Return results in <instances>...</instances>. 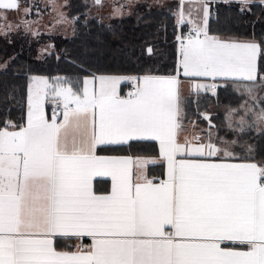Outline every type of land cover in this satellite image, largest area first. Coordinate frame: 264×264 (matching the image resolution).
Masks as SVG:
<instances>
[{"label": "snow or ice", "instance_id": "obj_1", "mask_svg": "<svg viewBox=\"0 0 264 264\" xmlns=\"http://www.w3.org/2000/svg\"><path fill=\"white\" fill-rule=\"evenodd\" d=\"M192 31L177 37V75L100 76L91 89L33 78L26 125L0 130V264H264V167L213 160L234 154L178 137L179 74L254 82L261 47L209 36L206 19ZM124 80L135 82L127 97ZM215 87L195 84L197 93ZM133 141L158 142L159 157L97 154ZM158 160L167 179L155 182L147 166ZM96 177L111 179L109 193L94 191ZM84 237L92 243L75 252L55 245Z\"/></svg>", "mask_w": 264, "mask_h": 264}, {"label": "trees", "instance_id": "obj_2", "mask_svg": "<svg viewBox=\"0 0 264 264\" xmlns=\"http://www.w3.org/2000/svg\"><path fill=\"white\" fill-rule=\"evenodd\" d=\"M92 1L64 0L63 9L71 21L70 36L56 30L32 35L22 27L0 34V64L5 63L0 70V130L6 126L19 129L24 124L29 84L34 76L45 77L52 84L68 80L82 89L88 76L176 73L179 0H133L128 9L126 3L120 4L127 9L120 17L88 18ZM121 2L125 1L117 0L116 4ZM48 8L41 11L47 13ZM31 14L39 17L35 11ZM208 33L221 40L259 44V78L254 82L214 80L213 92L184 98V118L204 126L206 139L230 145L234 160L253 161L264 167V122L253 124V116L246 118L248 95L241 86L258 85L262 98L257 107L264 109V3H215ZM42 50L43 55L38 56ZM202 113L205 119L199 115ZM238 117L247 119L245 127L237 128L234 122L239 123ZM105 149L109 154L132 156H154L158 151L153 141H133ZM163 169L162 164L150 165L148 174L161 177ZM55 245L60 250L71 247L69 239L64 238H58Z\"/></svg>", "mask_w": 264, "mask_h": 264}, {"label": "rangeland", "instance_id": "obj_3", "mask_svg": "<svg viewBox=\"0 0 264 264\" xmlns=\"http://www.w3.org/2000/svg\"><path fill=\"white\" fill-rule=\"evenodd\" d=\"M192 0H185L183 2V10L182 7L180 12L177 15L180 16L183 13V16L187 19L185 21L192 20L194 22L200 21L205 24V19L207 20L210 14V2H191ZM117 0H101L97 2L95 0L92 1L89 9V17L103 18L104 16L111 15L115 17L122 16L126 10L131 7L133 4L128 2L126 4V8H123L120 4H116ZM26 0H18L19 7L17 9L11 10H3L0 9V34H7L11 31H14L18 27H22L24 31L31 33L32 35H37L39 33H50L53 31H57L58 33H62L65 36L71 35V21L66 15L63 6L65 4L64 0H29L28 4ZM37 3V4H36ZM48 8V12L41 11V8ZM205 8H207V17H205ZM35 11L39 14V17H33L32 12ZM180 13V14H179ZM199 16V19L194 16ZM178 16V21L180 17ZM202 17V18H201ZM183 23H178V30L182 28ZM43 50L37 54L38 56L43 55ZM5 66V63L0 64V70ZM35 78H42L47 80L45 77L34 76ZM31 78V87H35V82L33 78ZM48 81V80H47ZM245 93L247 92L248 99L246 100V104L248 107L246 118L249 116H253V124L260 121L258 119V115L261 111V107H257L260 104V99L262 98L261 94L258 93V85L253 84H243L241 85ZM251 89V90H249ZM245 114V113H244ZM202 118L207 117L205 114H199ZM241 118V117H238ZM237 125V128L245 127L246 120L241 118L239 119V123L234 122Z\"/></svg>", "mask_w": 264, "mask_h": 264}, {"label": "crops", "instance_id": "obj_4", "mask_svg": "<svg viewBox=\"0 0 264 264\" xmlns=\"http://www.w3.org/2000/svg\"><path fill=\"white\" fill-rule=\"evenodd\" d=\"M123 1H125V2H121L119 4H121V5H122V3H126L127 4L128 2H130V1L132 2L133 0H123ZM196 1L197 2H200V3L201 2H210L211 3V6H210V14L212 12L213 5L215 3H217V2H238V3H241V4H246V3H250V2L253 1V2H263L264 3V0H192L191 2L193 3V2H196ZM183 2H185V0H179V3H180L179 12H180L181 7H182V10H183V4H182ZM130 4H132V3H130ZM210 14H209V16L207 18V31H208V20H209ZM194 17L197 18V19H199V16H197V15L194 16ZM183 19H184L183 26H185L186 29H192L193 30L194 28H203L204 25H205V24H203L200 21H197V22H194L192 20L185 21L187 19L184 16H183ZM208 35L210 36L209 33H208ZM233 42H236V41H233ZM238 43H245V42H238ZM178 48H179V43H178V47H177V66H176V73L174 75H177V69H178V59H179ZM100 76H109V75L88 76V77H86L83 80V84H84V81L85 80H89V81H91V83L89 84L90 89L91 88H94V87L95 88H98L99 82L95 78H98ZM115 76H119V75H115ZM157 76H159V75H157ZM122 77H142V76H122ZM178 78L180 80L179 92H180V97H181V101H182V103H181L182 112H181L180 117L178 118L179 121H180V123H181V125H182V128L178 131L179 140L181 142H183L185 140V138H187L188 140L195 142L193 138L199 136L201 142H204V143L212 142L211 140H208V139H206L204 137L203 132L206 131V129H205L204 126H202L195 119H193L191 121H188L187 119L184 118L183 101H184V98L189 97L190 95L196 96V95H198L200 93H204L206 91L213 92L212 90H200L197 93L196 90H195V84L199 83V84L211 85V84H214V80L211 77H184L182 75V73L179 74V77ZM220 79H229V80L245 81V80H242V79L221 78V77H217L215 80H220ZM48 82H49V84H52L51 81L48 80ZM245 82H249V81H245ZM30 84H31V81H30ZM30 84H29V88H30ZM134 84H135L134 81H129V80L122 81L121 84H120V88H119L120 95L122 97H127V95L129 94L127 92L128 86L129 85H133V87H134ZM28 96H29V90H28ZM28 96H27V111H26V115H25V121H24V124L22 126H25L26 125V122H27ZM51 105H52V103H50V102H46V104H45V109H46V112L48 113L49 116H51L50 115ZM245 116H246V113H245ZM89 119L91 120V117ZM245 120H246V124H247V119H245ZM8 130L9 131H12V130H17L18 131L19 129H8ZM153 142L156 143L157 148H158L157 154L154 155V156H132V155H125V154L124 155H121V154L113 155V154H109L108 151L105 149L107 147L123 146V145H108V146H104L103 147V150H98L97 151V154L100 155V156H106V157H128V156H130V157H133L134 159L136 157L153 158V159H155V158L159 157V144L156 141H153ZM124 145H127V144H124ZM217 146H219L221 148H227V150L231 152L230 145H228L226 143L225 144H222V145L220 143H218ZM211 159L218 160L220 162H230V163H255L253 161L251 162V161H238V160H234V155L232 157H219V158L213 157ZM156 164H158V165H161L162 164L163 167H164V169L162 171V175H161V177H159L158 180L156 179V177H150L149 174H148V166H150V165H156ZM156 164H149L147 166V175H148V177L154 179L155 182H158V181L167 179V176H166V166L164 165V163L158 160ZM258 167H263V166H259L258 165ZM135 171H136V169L134 167L133 168V172H135ZM93 189H94V191L97 192V194H107V193H109L111 191V179L109 177H96L93 180ZM60 239H63V238H60ZM64 239H69V238H64ZM91 243H92V241H91V238L90 237H84L83 239H80V240L75 239V238H71V239H69V244L71 246L70 249H68V250H60V249H57V250L58 251L75 252V251L78 250V248L80 246H83L84 248H87V246H89ZM230 246L236 248L237 250H241V251L248 250L247 249V246H244V245L233 244V245H230Z\"/></svg>", "mask_w": 264, "mask_h": 264}, {"label": "built area", "instance_id": "obj_5", "mask_svg": "<svg viewBox=\"0 0 264 264\" xmlns=\"http://www.w3.org/2000/svg\"><path fill=\"white\" fill-rule=\"evenodd\" d=\"M97 1V0H96ZM215 12V11H214ZM190 34H193L194 35V33H193V31H192V29H183V28H180L179 30H178V36L179 37H186V36H188V35H190ZM177 36V37H178ZM179 42V41H178ZM132 91H134V87H133V85H129L128 86V88H127V92L128 93H130V92H132ZM55 107V105L54 104H52L51 105V108H50V115H52V109ZM60 112H61V110L60 109H57V114L59 115L60 114ZM156 179L158 180L159 178L158 177H156Z\"/></svg>", "mask_w": 264, "mask_h": 264}]
</instances>
